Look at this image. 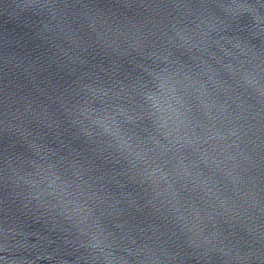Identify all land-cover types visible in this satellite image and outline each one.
<instances>
[{"label":"water","instance_id":"obj_1","mask_svg":"<svg viewBox=\"0 0 264 264\" xmlns=\"http://www.w3.org/2000/svg\"><path fill=\"white\" fill-rule=\"evenodd\" d=\"M0 264H264V142L134 213Z\"/></svg>","mask_w":264,"mask_h":264}]
</instances>
